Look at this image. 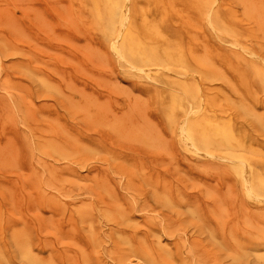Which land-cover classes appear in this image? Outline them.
<instances>
[{
  "label": "rangeland",
  "instance_id": "1",
  "mask_svg": "<svg viewBox=\"0 0 264 264\" xmlns=\"http://www.w3.org/2000/svg\"><path fill=\"white\" fill-rule=\"evenodd\" d=\"M124 3L0 0V250L29 264L24 230L42 260L117 264L118 231L161 262L163 245L183 264H264V0H131L121 57Z\"/></svg>",
  "mask_w": 264,
  "mask_h": 264
},
{
  "label": "bare ground",
  "instance_id": "2",
  "mask_svg": "<svg viewBox=\"0 0 264 264\" xmlns=\"http://www.w3.org/2000/svg\"><path fill=\"white\" fill-rule=\"evenodd\" d=\"M215 4V3H214ZM158 5V4H157ZM156 5V6H157ZM131 8H132V5H131V0H125V3H124V8H123V15H124V20L123 18L119 20H123L122 24H120V21H119V25H113L112 28H111V31L113 32L114 34V46L115 47V51L116 53L121 56V57H125V54H126V50H131V48H128V42L127 40L124 38L125 36V31H126V25H127V21L129 19V17L131 16ZM161 8V7H160ZM170 12V10H169ZM210 12V11H209ZM248 12V11H246ZM209 15H211V12L209 13ZM208 16V14H207ZM252 17V16H251ZM223 19V18H221ZM93 24V23H92ZM99 26V25H98ZM214 27V26H213ZM215 30V28H213ZM98 30V29H97ZM156 30V29H155ZM160 30V29H159ZM158 30V31H159ZM216 31V30H215ZM214 31V32H215ZM163 33V32H162ZM160 34V33H159ZM255 35V34H254ZM218 37V36H217ZM10 39V38H8ZM169 39V38H167ZM11 40V39H10ZM171 40V39H170ZM183 40V39H182ZM181 41V40H180ZM177 42V41H175ZM21 43V42H20ZM151 43V42H150ZM15 46V44H14ZM140 46H144L143 44L140 45ZM161 46V45H160ZM168 47V46H167ZM238 47V46H237ZM245 46H241L242 50L246 48H244ZM191 48V47H190ZM113 49V48H111ZM163 49V48H162ZM168 49V48H167ZM13 50V49H12ZM15 51V50H14ZM18 51V50H16ZM114 51V53H115ZM190 51V50H189ZM248 51V50H247ZM247 51H244V52H247ZM168 52V51H166ZM14 53V52H13ZM194 54V52H192ZM196 53V52H195ZM249 53H251L249 51ZM197 54V53H196ZM204 54V53H203ZM248 54V53H247ZM254 54V53H253ZM198 55V54H197ZM252 55V54H251ZM264 55V54H262ZM112 56V55H111ZM118 56V57H119ZM204 56V55H203ZM253 56V55H252ZM113 57V56H112ZM117 57V56H116ZM203 59V57H202ZM205 59V58H204ZM126 60V59H124ZM165 60V59H164ZM119 62V61H118ZM249 62V61H248ZM130 63V62H129ZM257 63V62H256ZM260 64V63H259ZM152 65V64H151ZM261 65V64H260ZM134 67V64L132 65ZM136 66V65H135ZM153 67V66H152ZM160 67V66H159ZM136 68V67H135ZM134 68V69H135ZM150 68V67H148ZM147 68V69H148ZM156 68V67H155ZM198 68V67H197ZM1 69V68H0ZM145 69V68H144ZM165 70V69H164ZM199 70V68H198ZM150 71V70H149ZM148 71V72H149ZM147 72V70H146ZM151 72V71H150ZM171 72V71H170ZM202 72V71H201ZM254 74V73H252ZM22 75V74H21ZM199 77V76H198ZM149 78V77H148ZM150 79V78H149ZM153 80V79H152ZM63 81V80H62ZM199 81V80H198ZM43 82L45 84H49L46 82L45 79H43ZM68 83H70L69 81H67ZM190 84V83H189ZM50 85V84H49ZM70 87V86H69ZM53 88V87H52ZM71 88V87H70ZM29 90V89H27ZM73 91V90H72ZM6 92V91H5ZM6 94V93H5ZM23 94V93H22ZM73 95V94H72ZM170 96V95H169ZM173 96V95H172ZM10 97V96H9ZM175 97V96H174ZM71 98V97H70ZM188 101V100H187ZM211 101V100H210ZM213 101V100H212ZM78 102V101H77ZM76 104V101L74 102ZM102 104V103H101ZM100 104V105H101ZM105 104V103H104ZM107 104V103H106ZM192 105V103H190ZM4 105V104H3ZM108 105V104H107ZM15 106V105H14ZM79 106V105H78ZM16 107V106H15ZM76 107V106H75ZM225 108V107H224ZM12 109V108H10ZM74 109V108H73ZM130 111V110H129ZM195 111V110H194ZM198 111V109H197ZM89 113V112H88ZM4 114V113H3ZM187 114V113H186ZM74 118V117H73ZM182 120V119H181ZM186 120V117L183 119V122H185ZM176 121V120H175ZM150 123V122H149ZM152 123V121H151ZM108 124V122L106 123ZM176 124V123H175ZM107 126V125H106ZM109 126L112 127V124L109 123ZM180 126V125H179ZM182 128H183V125H182ZM64 129V128H63ZM183 131V130H182ZM185 131V130H184ZM186 132V131H185ZM86 133V131L84 132ZM182 133V132H181ZM93 137V135H92ZM143 138L144 139H147V142L148 143H155L153 142L152 140V137L151 135L149 134H143ZM190 138V137H189ZM188 139V138H187ZM78 141V140H77ZM184 142H186L187 140L186 139H183ZM189 141V139H188ZM183 142V143H184ZM192 142V141H190ZM85 145V142L83 143ZM50 148L52 149H55L56 150V146L55 145H52V144H48ZM189 145V144H188ZM87 146V145H86ZM187 146V145H186ZM191 147H195L196 148V145H194V142H192L190 144ZM202 149V148H200ZM198 149V151L200 150ZM197 151V149H195ZM203 151V150H201ZM27 153V152H26ZM210 154V153H209ZM211 155H213L211 153ZM1 157V156H0ZM216 157V156H215ZM219 157V156H218ZM33 158V157H32ZM217 158V157H216ZM232 159V158H231ZM236 159V158H235ZM234 160V159H233ZM238 160V159H236ZM240 161V160H238ZM241 162V161H240ZM244 165V174H245V177H243V179L245 178L246 179V186H247V190L248 191V195H252L253 197H256V198H262L263 196L257 191V189L254 187L252 181H251V171H250V168H249V165H247L246 163L243 162ZM242 170V169H241ZM243 172V171H242ZM33 181V180H32ZM35 181V180H34ZM243 183V182H241ZM244 185V186H245ZM243 188V187H242ZM208 194V193H206ZM42 195V194H41ZM211 195V194H210ZM72 197V196H71ZM68 198V197H67ZM260 200V199H259ZM264 200V199H263ZM167 202H170L172 203V199L168 196L167 197ZM93 210H94V207H85V209L82 210L81 214L83 217H86L88 214H92L93 213ZM103 214V217L105 218V220L107 221H111L110 223H113V224H118V223H126L125 222V218H126V214L125 213H117L116 210H115V206H107V210H103L101 212ZM40 226V225H39ZM231 231V230H230ZM88 233H89V240L91 242H94L96 245H99L100 246V242H101V238H99V234L97 233L96 229H95V222L92 221V219L90 220V223H89V228H88ZM233 234V233H232ZM231 234V235H232ZM215 236V235H214ZM234 237V236H232ZM13 241L15 243V247H16V250H17V253L18 255L24 260L26 261L27 263L29 264H56L54 261L52 260H42L41 258H39L35 253H34V247L30 241V236L28 234L27 231H24V230H19V231H16L13 236ZM110 238L114 241V244L117 246V249H116V263L117 264H121L124 262L125 260V257L124 255H121V252L120 250L123 249L124 247H126L127 249H129V251H134V254L136 256V258L138 259V261H141V263L143 264H183L181 263L180 261H177V258L176 256L172 253L171 251V248L168 247V246H159V250L161 251L162 255H163V261H158L156 258H155V255H153L151 253V255L149 254L148 256H146L145 254L142 255L140 253H138L136 251V248L137 246L135 245L134 246V243L133 241L125 234L121 233V232H118L117 231V234H114L112 236H110ZM256 239L258 240V243L259 245L263 246L261 249L263 250V252H261L259 254V257L260 259L264 260V237L263 236H259V237H256ZM235 240V239H234ZM226 245V244H225ZM229 245V244H228ZM123 247V248H122ZM136 247V248H135ZM98 249L95 250V252L97 251ZM187 250V249H186ZM83 255V254H82ZM93 255V253H90L88 257H85L86 259V263L90 264L92 263L91 260H93V258L91 257ZM237 258H240L242 256L241 253H237L235 254ZM244 255V253H243ZM0 257H3V258H6V260L8 261L9 264H11V261L10 259L7 257L6 253H4L2 250H0Z\"/></svg>",
  "mask_w": 264,
  "mask_h": 264
}]
</instances>
